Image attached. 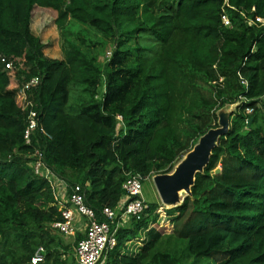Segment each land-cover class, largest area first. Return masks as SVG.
Listing matches in <instances>:
<instances>
[{
  "label": "trees",
  "instance_id": "obj_1",
  "mask_svg": "<svg viewBox=\"0 0 264 264\" xmlns=\"http://www.w3.org/2000/svg\"><path fill=\"white\" fill-rule=\"evenodd\" d=\"M36 6L57 11L63 59L48 56L33 33ZM257 18L264 19V0H0V53L16 66L0 61V264H33L40 247L38 264H76L73 245L86 235L66 243L53 226L62 211L52 182L34 170L36 150L69 192L82 186L104 221L103 209L125 199L130 176L171 173L219 127L218 111L228 105H236L229 130L192 193L173 207L147 202L140 215L113 224L117 243L105 264H264V23ZM71 22L102 40L67 37ZM109 41L114 48L101 63L96 45ZM34 76L33 107L25 109L20 89ZM208 79L216 84L207 91ZM78 86L86 98L74 110ZM31 108L39 128L28 143ZM133 242L140 245L132 252Z\"/></svg>",
  "mask_w": 264,
  "mask_h": 264
},
{
  "label": "built area",
  "instance_id": "obj_2",
  "mask_svg": "<svg viewBox=\"0 0 264 264\" xmlns=\"http://www.w3.org/2000/svg\"><path fill=\"white\" fill-rule=\"evenodd\" d=\"M224 21L225 24H230L227 17H224ZM257 21L264 23L262 18H257ZM0 61L8 69L16 67L11 58L3 53H0ZM39 81L40 77L34 76L21 87L20 92L24 98L25 109L33 107V102L28 98V92ZM242 82L247 84L245 80H242ZM38 128L37 112L31 108L24 134L28 143L31 142L32 135ZM43 134L46 135L47 133L43 131ZM34 155L36 157L32 163L34 170L36 173L45 175L52 182L56 199L62 211L63 221L57 222L53 226L66 236L75 237L79 231L86 233L85 237L74 248L76 264H105L106 254L117 243V227L120 222L123 221L124 223L132 216L140 215L148 206L143 197V182L149 177H144L141 174L130 176L123 185L126 191L125 199L117 210L105 207L102 214L106 217V220L100 221L94 209L86 204V196L82 186L76 184L69 192V184L52 172V169L43 160L42 151L36 150ZM116 222L117 227H112ZM44 252V248L40 247L32 257V263L42 262L45 258Z\"/></svg>",
  "mask_w": 264,
  "mask_h": 264
},
{
  "label": "rangeland",
  "instance_id": "obj_3",
  "mask_svg": "<svg viewBox=\"0 0 264 264\" xmlns=\"http://www.w3.org/2000/svg\"><path fill=\"white\" fill-rule=\"evenodd\" d=\"M57 16H58L57 11L52 8L36 6L32 13L31 28H32L33 33L36 36L40 37L42 42L45 44L44 51L48 56L53 57V58L63 59L62 42L64 38L60 34L57 28V25L55 23ZM77 32H85L88 38L92 37L93 39H95V41L102 40L100 37L92 35L91 32H88L86 27L79 25L76 22L70 23V27L68 28L66 36L73 40H77L76 39L78 36ZM113 48H114V44L110 41L105 45L97 44L96 52L100 56L99 62L104 63L107 57L111 56V52ZM223 79H224L223 77H220V81H223ZM210 82L212 84H216V80L208 79V85H206L205 83H201V86L203 87V89L207 91L210 90L209 87L212 85L210 84ZM79 89H80L79 86L73 87V91H72L71 102L73 105L72 108L74 110H76V108L84 101L83 99L86 98L85 95L79 94L80 93ZM234 109H236V105H228L225 108L218 111L219 125H220L221 116L223 117V116L228 115L229 112ZM221 112L223 113L220 116ZM188 153L189 152H187L180 159V161L186 158V155ZM178 163L176 164V166L178 165ZM176 166L174 167V169H176ZM154 176L155 175L149 177L143 182V197L148 203L157 202L163 207H168V205L164 203L161 195H159ZM185 196H186V193L184 192V194L180 197L181 202L182 200H184ZM163 218H165V214H163ZM167 226H168V223H161V225H159V227H163V228ZM75 237L74 236H64V240L66 241V243L73 244V242L75 241ZM139 245L140 244L138 242H133L129 244L130 251L133 252L134 250H137ZM73 248H75V245H73Z\"/></svg>",
  "mask_w": 264,
  "mask_h": 264
},
{
  "label": "water",
  "instance_id": "obj_4",
  "mask_svg": "<svg viewBox=\"0 0 264 264\" xmlns=\"http://www.w3.org/2000/svg\"><path fill=\"white\" fill-rule=\"evenodd\" d=\"M230 114L231 111L228 115L221 116L219 127L211 128L199 138V141L189 151L186 158L178 163L176 169L171 173L157 174L154 176L159 195H161L164 203L168 207H173L183 202V200L182 202L180 200V190H184L186 196L192 193V187L195 184L197 173L204 172L205 167L210 161L213 149L218 145L219 138L229 130ZM252 120L250 119L248 121V126L251 125Z\"/></svg>",
  "mask_w": 264,
  "mask_h": 264
},
{
  "label": "bare ground",
  "instance_id": "obj_5",
  "mask_svg": "<svg viewBox=\"0 0 264 264\" xmlns=\"http://www.w3.org/2000/svg\"><path fill=\"white\" fill-rule=\"evenodd\" d=\"M184 192H185L184 190H180L179 194L182 196L184 194Z\"/></svg>",
  "mask_w": 264,
  "mask_h": 264
}]
</instances>
